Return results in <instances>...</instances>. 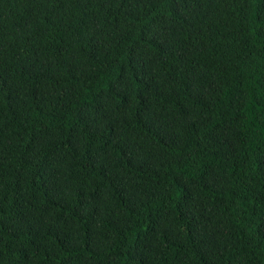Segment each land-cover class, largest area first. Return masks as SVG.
<instances>
[{"label":"trees","instance_id":"1","mask_svg":"<svg viewBox=\"0 0 264 264\" xmlns=\"http://www.w3.org/2000/svg\"><path fill=\"white\" fill-rule=\"evenodd\" d=\"M0 264H264V0H0Z\"/></svg>","mask_w":264,"mask_h":264}]
</instances>
